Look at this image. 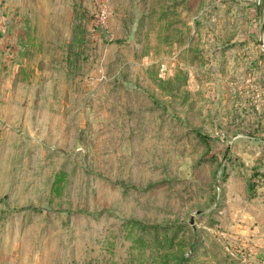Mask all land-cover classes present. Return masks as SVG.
Returning <instances> with one entry per match:
<instances>
[{
  "label": "rangeland",
  "instance_id": "1",
  "mask_svg": "<svg viewBox=\"0 0 264 264\" xmlns=\"http://www.w3.org/2000/svg\"><path fill=\"white\" fill-rule=\"evenodd\" d=\"M264 0H0V264H259Z\"/></svg>",
  "mask_w": 264,
  "mask_h": 264
},
{
  "label": "built area",
  "instance_id": "2",
  "mask_svg": "<svg viewBox=\"0 0 264 264\" xmlns=\"http://www.w3.org/2000/svg\"><path fill=\"white\" fill-rule=\"evenodd\" d=\"M259 264H264V259H262Z\"/></svg>",
  "mask_w": 264,
  "mask_h": 264
}]
</instances>
